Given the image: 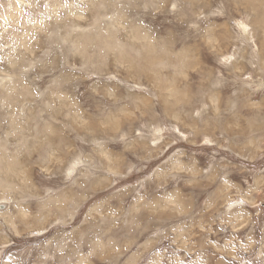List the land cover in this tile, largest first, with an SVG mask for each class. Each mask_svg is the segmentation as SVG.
<instances>
[{
    "label": "rangeland",
    "instance_id": "374dc122",
    "mask_svg": "<svg viewBox=\"0 0 264 264\" xmlns=\"http://www.w3.org/2000/svg\"><path fill=\"white\" fill-rule=\"evenodd\" d=\"M1 166L0 264H264V0H0Z\"/></svg>",
    "mask_w": 264,
    "mask_h": 264
},
{
    "label": "bare ground",
    "instance_id": "6f19581e",
    "mask_svg": "<svg viewBox=\"0 0 264 264\" xmlns=\"http://www.w3.org/2000/svg\"><path fill=\"white\" fill-rule=\"evenodd\" d=\"M262 16H263V15H262ZM137 37H139V36H137ZM139 38L142 39L141 37H139ZM86 40H87V39H86ZM156 73H157V72H156ZM225 126H226V125H225ZM223 131H224V130H223ZM31 150H32V149H31ZM8 167H9V169H13V170L15 169V167L12 168V165H10V166L8 165ZM0 168L2 169L3 167L1 166ZM13 172H14V171H13Z\"/></svg>",
    "mask_w": 264,
    "mask_h": 264
},
{
    "label": "crops",
    "instance_id": "0c3cea01",
    "mask_svg": "<svg viewBox=\"0 0 264 264\" xmlns=\"http://www.w3.org/2000/svg\"><path fill=\"white\" fill-rule=\"evenodd\" d=\"M252 224V223H251Z\"/></svg>",
    "mask_w": 264,
    "mask_h": 264
}]
</instances>
